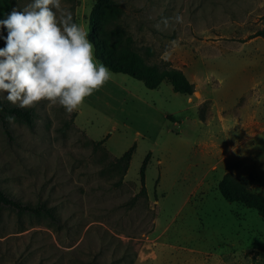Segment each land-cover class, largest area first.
<instances>
[{"label": "rangeland", "instance_id": "1", "mask_svg": "<svg viewBox=\"0 0 264 264\" xmlns=\"http://www.w3.org/2000/svg\"><path fill=\"white\" fill-rule=\"evenodd\" d=\"M116 1L122 15L107 31L130 34L148 63L183 71L195 93L110 71L70 115L45 100L31 107L34 130L15 121L10 138L0 122V187L58 219L0 209V264H264V218L218 189L233 173L264 195V38L249 39L264 30V0ZM31 2L12 0L11 11ZM9 3L0 0V20ZM61 3L88 33L94 1ZM176 13L183 24L156 29ZM133 146L118 185L113 159ZM149 155L147 196L134 201Z\"/></svg>", "mask_w": 264, "mask_h": 264}, {"label": "clouds", "instance_id": "2", "mask_svg": "<svg viewBox=\"0 0 264 264\" xmlns=\"http://www.w3.org/2000/svg\"><path fill=\"white\" fill-rule=\"evenodd\" d=\"M183 22V15L176 13L161 21L163 29L159 23L155 27L162 31ZM0 29L7 30L0 48V94L19 108L46 100L70 115L111 78L107 66L94 59L87 31L61 0H32L13 8L0 20ZM175 46L171 41L162 59L166 61ZM6 119L12 124L16 118Z\"/></svg>", "mask_w": 264, "mask_h": 264}, {"label": "trees", "instance_id": "3", "mask_svg": "<svg viewBox=\"0 0 264 264\" xmlns=\"http://www.w3.org/2000/svg\"><path fill=\"white\" fill-rule=\"evenodd\" d=\"M95 3L89 21L88 39L94 45V55L97 61L103 63L107 68L117 74L128 75L142 82L147 89L156 90L164 82L170 83L176 94L192 96L195 93V85L186 77L183 71L174 68L170 63L162 61L161 64L148 63L140 53L132 46L133 37L130 34L117 30L107 31L111 21H118L122 15V9L116 0H93ZM264 38V30L252 36ZM14 116L15 121L25 124L31 130L36 127L37 115L31 108H19L9 104L0 96V122L5 133L12 138L13 129L7 121V116ZM171 121L170 116L167 117ZM106 140L93 142L95 148L104 145ZM136 146L121 157H115L113 164L120 169L121 185L124 176L127 175ZM150 155L146 158L141 170L142 188L134 201L141 195L147 196L145 187V170ZM254 179L252 176L239 177L233 173H227L218 189L225 200L239 203L248 209L255 210L264 218V195L253 190ZM9 209L17 214H29L33 216H44L52 221H57L54 210L45 204L32 205L24 203L5 192L0 187V209Z\"/></svg>", "mask_w": 264, "mask_h": 264}, {"label": "crops", "instance_id": "4", "mask_svg": "<svg viewBox=\"0 0 264 264\" xmlns=\"http://www.w3.org/2000/svg\"><path fill=\"white\" fill-rule=\"evenodd\" d=\"M11 1H12V0H10V3H9V5H8V7H7L8 12H9V9H10V13H11ZM5 6H6V5H5ZM10 13H9V14H10ZM7 15H8V14H7ZM5 16H6V12H5ZM1 20H2V19H1Z\"/></svg>", "mask_w": 264, "mask_h": 264}]
</instances>
